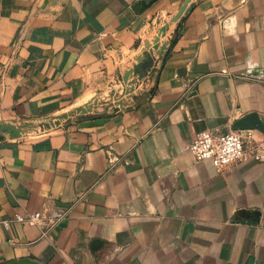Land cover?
Listing matches in <instances>:
<instances>
[{"label":"crops","instance_id":"1","mask_svg":"<svg viewBox=\"0 0 264 264\" xmlns=\"http://www.w3.org/2000/svg\"><path fill=\"white\" fill-rule=\"evenodd\" d=\"M190 1L0 0V123L21 130L0 139V264H264V162L189 150L264 124V0ZM157 40L119 110L69 115ZM57 209L49 236L15 220Z\"/></svg>","mask_w":264,"mask_h":264},{"label":"built area","instance_id":"2","mask_svg":"<svg viewBox=\"0 0 264 264\" xmlns=\"http://www.w3.org/2000/svg\"><path fill=\"white\" fill-rule=\"evenodd\" d=\"M254 131L244 129L214 133L205 130L197 133L189 145V150L197 161L211 160L218 171L250 158L264 162V136L257 138ZM67 216V210L57 209L47 218L42 213L35 212L26 216L17 215L15 220L38 225L43 229V236H49ZM5 224L8 225L9 221H5Z\"/></svg>","mask_w":264,"mask_h":264},{"label":"rangeland","instance_id":"3","mask_svg":"<svg viewBox=\"0 0 264 264\" xmlns=\"http://www.w3.org/2000/svg\"><path fill=\"white\" fill-rule=\"evenodd\" d=\"M154 45L155 44H152L150 46L149 52L153 53V55L155 56L157 52L153 50ZM125 76H127L129 80H119V82L115 83V87L111 91L98 96L96 100H90L86 103H81L77 105L72 109V112L69 115H74V117H80L84 115H89L91 113H107L119 110L123 105V99L127 98L128 95L132 93L134 89H136L138 84L141 82V80L135 76L133 70L132 72L130 71V73L125 74ZM56 123L57 122L55 121V119L52 118L49 119V121H39L35 123L33 125V128L37 127L40 128V130H50L56 127ZM35 131H38V129H35Z\"/></svg>","mask_w":264,"mask_h":264},{"label":"water","instance_id":"4","mask_svg":"<svg viewBox=\"0 0 264 264\" xmlns=\"http://www.w3.org/2000/svg\"><path fill=\"white\" fill-rule=\"evenodd\" d=\"M190 2H191L190 0H187V2L185 3V5L183 7V10H186V9L191 10L192 9V5ZM158 40L156 41L155 45L153 46V50H154V48L157 47ZM149 51H150V49L147 50L143 54V58L141 59V61H139V63H137L133 68L135 76L138 79H140L141 81H143L147 77L148 73L152 70V68L154 66V55H153V53H151ZM124 80H129V78L127 76H124ZM234 129L235 130L258 129L264 133V124L261 122V120L259 119V117L256 114H251V115H248V116L244 117L243 119H241L235 125ZM2 132L8 133L13 137L21 135V130L19 127L14 126V125H6L5 127H3L2 124L0 123V139L2 137L1 136ZM6 264H38V263L24 259V260L15 261V262L6 263Z\"/></svg>","mask_w":264,"mask_h":264}]
</instances>
